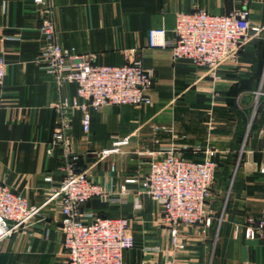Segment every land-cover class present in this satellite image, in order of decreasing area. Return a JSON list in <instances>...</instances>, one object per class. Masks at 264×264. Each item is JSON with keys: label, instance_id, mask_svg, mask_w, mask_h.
<instances>
[{"label": "crops", "instance_id": "0c3cea01", "mask_svg": "<svg viewBox=\"0 0 264 264\" xmlns=\"http://www.w3.org/2000/svg\"><path fill=\"white\" fill-rule=\"evenodd\" d=\"M55 24L62 47L93 56L98 64L122 65L140 61L154 74L152 104L107 105L92 112L88 133L82 113L60 114L56 104L73 99V83L59 85L42 69L45 45L39 28L42 13L33 0H0V55L7 61L0 86V183L41 207L34 225L0 242V264H68L58 200L44 205L62 180L63 150L48 153L60 122L67 126L69 149L80 155L79 167L104 188V194L83 207L86 214L127 217L137 242L157 251L171 244L162 211L140 194L147 172L138 152L173 148L187 159L202 161L201 150L217 152L216 181L210 207L219 222L214 227L184 229L185 250L174 264H264V241L248 239L249 217L264 212V32L244 50L237 65H225L214 81L204 69L174 62L176 16L204 9L230 14L248 8L254 30L264 26V0H54ZM166 30V46L151 48L148 31ZM128 139L120 152L102 153L115 141ZM188 146L186 151L183 146ZM112 165L114 168L112 169ZM52 181H45L46 177ZM44 205V206H43ZM146 233V234H144ZM136 247V246H135ZM163 264L161 255L152 259ZM125 264H144L141 250L124 254ZM165 264V263H164Z\"/></svg>", "mask_w": 264, "mask_h": 264}, {"label": "built area", "instance_id": "2783aa9c", "mask_svg": "<svg viewBox=\"0 0 264 264\" xmlns=\"http://www.w3.org/2000/svg\"><path fill=\"white\" fill-rule=\"evenodd\" d=\"M33 2L42 13L39 28L45 42L39 56L42 69L59 85L69 82L76 86L73 99L63 98L56 104L61 115L68 110L80 111L83 130L88 133L92 112L104 106L141 107L152 104L149 94L154 82L152 71L144 68L140 61L122 65L98 64L93 56L65 50L58 40L54 0ZM174 32L173 61H185L194 68L204 69L206 76L218 81L221 68L237 65L246 47L264 32V26L254 30L248 8L230 14H212L200 9L178 13ZM165 36L164 28L150 29L149 46L165 47ZM7 65L5 57L0 55V86L5 81ZM256 94L258 98L264 95L261 90ZM2 104L0 96V107ZM66 130L65 123L60 122L48 149L49 154L62 149L64 162L60 169L63 174L60 185L50 193L44 205L54 200L59 202L68 264H125V252L136 246L131 221L127 217L84 213L83 207L101 197L104 188L91 178L87 170L80 169V155L69 149ZM127 141V138L115 141L114 147L103 152L102 156L120 152V147ZM188 149V146L182 147L184 151ZM203 153L204 159L197 161L185 158L173 148L143 149L138 155L146 161V175L141 180H126L127 183H139L140 194L162 208L171 243V254L166 264H174L173 256L185 250L184 229L202 226L207 232L213 226L214 212L210 199L218 168L217 152L206 148ZM45 181L51 182L52 178L48 176ZM41 208L30 205L24 195L0 183V242L33 226ZM245 236L264 241V212L259 218L247 219Z\"/></svg>", "mask_w": 264, "mask_h": 264}, {"label": "rangeland", "instance_id": "374dc122", "mask_svg": "<svg viewBox=\"0 0 264 264\" xmlns=\"http://www.w3.org/2000/svg\"><path fill=\"white\" fill-rule=\"evenodd\" d=\"M200 150L203 152V149H200ZM158 207L162 211V208L159 205H158ZM220 220H219V222H217L216 220L213 222V226H212V227H214L213 233H212V243H213V245L216 243V241L218 239V230H219V225L221 223ZM144 234H146V233H144ZM136 249L142 251L144 264L154 263V260H152V259L156 258L158 255H161L163 264L164 263L166 264L167 260L170 258L169 254L167 252L168 251L167 247L163 248V250H161V251H157L156 249H154V247H147L146 244H145L144 235L142 236V238L139 241V243L137 242V239H136L135 250Z\"/></svg>", "mask_w": 264, "mask_h": 264}]
</instances>
